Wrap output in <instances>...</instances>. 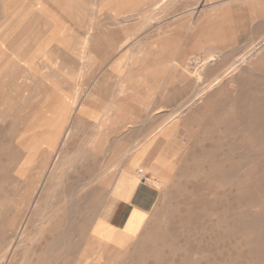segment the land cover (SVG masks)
I'll return each instance as SVG.
<instances>
[{
    "label": "rangeland",
    "instance_id": "rangeland-1",
    "mask_svg": "<svg viewBox=\"0 0 264 264\" xmlns=\"http://www.w3.org/2000/svg\"><path fill=\"white\" fill-rule=\"evenodd\" d=\"M127 1L101 12L106 0H96V12H82L74 27L79 38L89 40L84 67L55 44L49 53L76 73L94 71L90 80L72 83L94 85L92 109L119 95L146 113L113 110L114 121L103 125L108 139L98 155L86 148L90 138L102 136L97 125L87 113L76 116L88 99L84 94L75 114L64 117L54 149L50 128H33L29 120L11 136V118L0 121V264H264V0H174L160 14L157 4L147 2L144 29L122 49L131 23L123 24L115 11ZM196 2L208 6L197 7L187 19L182 13ZM3 14L1 20L9 10ZM208 47L215 50L212 61L198 71L187 69L186 60L196 53L206 56ZM124 54L133 63L129 68L117 64ZM243 55L247 58L240 63ZM236 61L241 66L183 114V153L163 166V186L157 190L141 179L140 203L148 206L147 214L131 213L132 222L141 220L136 227L123 221L118 232L113 230L123 206L109 195L110 187L137 156L141 146H135ZM42 72H37L40 78L48 77ZM125 73V91L116 85L112 94L102 84L105 76L120 79ZM61 89L64 102L72 92L69 85ZM38 138L42 146L29 162ZM116 146L130 156L110 179L103 171L119 152ZM43 152L44 162H36ZM43 164L45 177L34 194L18 198L23 174Z\"/></svg>",
    "mask_w": 264,
    "mask_h": 264
},
{
    "label": "bare ground",
    "instance_id": "bare-ground-1",
    "mask_svg": "<svg viewBox=\"0 0 264 264\" xmlns=\"http://www.w3.org/2000/svg\"><path fill=\"white\" fill-rule=\"evenodd\" d=\"M95 1L96 0H0V121H7L11 118L10 120L12 121L9 125V133L11 136H16L15 127L18 126L19 123L23 125L30 120L29 124L33 128H50L54 132L48 140L50 143L49 145L53 148L57 141L59 130L66 123L64 117H67L66 114L69 112L71 114L75 112L74 108L77 105L78 98L81 94H84L88 99L81 104L79 111L77 110L76 116L79 117L80 115L82 116V113H87L90 116L89 118L92 119V122L97 125V131H100L99 133H101L102 136L99 135L98 137L94 138L93 136L90 138L86 143V148L89 152L98 155L103 151L106 140L108 139V135L104 131L107 129H105L103 125L105 123L110 124L114 121L112 115L113 110L125 109L127 111L136 110L141 114L146 113L144 109L137 110L132 104L121 99L119 95L113 96V100L109 101L106 106L100 105L97 108L94 107L95 110L92 109L93 107L91 106L93 105L89 102V99L97 97L94 93V85L91 84L88 88L81 85L73 87L72 83L76 79L82 80V77L83 80H90L94 76L93 69H91L92 72L89 76H85L82 68L80 72L76 73L49 53L51 45L55 44L56 47H61L67 51V55L68 52L72 53V55L80 61L82 67H84L83 65L87 59L86 50L89 47V40L84 37L79 38L76 35L74 25L79 23L83 11H94ZM118 1L119 0H106L101 8V12L112 10L114 5L116 7ZM173 1L174 0H128L126 4L124 3L125 6L121 5V8L117 6L119 9L115 11L116 16H121L123 24L129 25L131 23L132 25L129 26L128 35L121 43L122 49L123 47L127 48L130 46L135 39V34L144 29V16L146 10H144L143 7L147 2H154V4H157V6L160 7L157 14H160L162 13L161 9L171 5ZM206 1L208 3L210 2L208 0ZM207 2L206 6H200L201 3H197L196 7L186 11L184 10L182 14H185L186 18H190L194 11L198 9L197 7L206 8L208 6ZM8 10L9 16L1 20L4 15L3 13ZM176 15L179 18L180 15ZM94 19L95 17L93 20ZM134 21H137L135 25L132 23ZM206 49H209V47ZM210 49L208 53L207 50L205 51L207 54L205 53L206 56L202 58H200L201 56L199 55V57L197 53L189 57L185 63L186 68L198 71L206 67L215 57V50L211 49L213 50L211 51ZM141 56L143 59L146 58L147 54L144 50L141 52ZM246 58L247 57L243 55L242 59L238 61H243ZM136 62L134 65H138ZM240 63L238 64L237 61L233 62L188 99V103H184L186 105L183 108L181 106L184 104L178 107L181 109L178 110L177 108V111L169 116L164 121L163 125L145 134L142 142L135 146H141L137 156L127 161L129 164V166L126 167L127 172H121V174H126L120 177L118 185L110 187L109 195L111 197H117L120 194L128 193L137 180L135 175L144 176L148 183L157 188L163 186V180L161 181L160 178L163 166L167 163L171 164V162L174 164V161L183 153V148L179 143L180 137L183 136L182 128L180 127V120L183 114L187 112L195 102L199 101L208 90L217 86L224 78H227L235 72L241 66ZM117 64H124L129 68L133 63L129 61L128 54H124L120 60L117 61ZM39 70L48 72V77L40 78L37 75ZM122 72L121 74H123ZM126 77V73L120 79H114L111 75L110 77L105 76L101 81L110 91H112V88L116 85L120 88V91H125L127 89L125 86L127 84ZM63 84L69 85V89H71L72 92V95L64 102L62 101L64 94L61 89V85ZM51 89L52 92L49 94L48 92ZM130 89L134 90L131 87ZM50 98H53L52 103H50L47 108L43 107L45 102ZM38 107L40 109H38ZM78 119L79 118H76L75 121ZM24 132L25 131H23V133ZM41 141L42 138H38L32 145L30 144L32 147H38V149H34L31 153L29 162L35 161V156H37L40 151L39 146H42ZM113 149L116 152L119 151L117 146ZM46 155L47 154L43 152V154L37 158L36 162H44L43 159H45ZM128 156H130L128 151L122 150L116 153L111 161L112 163L103 171L104 173L107 172V178H112L113 172L119 169L123 160H126ZM171 165H169V167ZM139 166H143L145 169L138 170ZM44 172L45 166L43 164L34 167L29 173H24L22 187L17 191L19 195L18 198L29 199V197L34 194L37 185L44 179ZM122 213L121 211V216ZM138 218L139 217H136L133 222L128 219L125 227H136L139 224L138 222L141 221ZM99 221L101 224H105L101 220ZM116 226L112 225L111 227L118 232L119 227ZM107 227H110V225H107ZM85 261L86 260L83 261V264H86Z\"/></svg>",
    "mask_w": 264,
    "mask_h": 264
},
{
    "label": "crops",
    "instance_id": "crops-1",
    "mask_svg": "<svg viewBox=\"0 0 264 264\" xmlns=\"http://www.w3.org/2000/svg\"><path fill=\"white\" fill-rule=\"evenodd\" d=\"M124 174H126V173H124ZM122 175H123V173L119 176V179ZM127 176H128V174H127ZM136 178H137V180L135 181L134 186L132 187V189L128 193L120 194L117 197L116 196L112 197L113 199H116V201H118V203L120 205L123 206V209H122L123 213H122L120 221L118 222V227H120L119 226L120 222H123V221H124L123 225L125 226V224L129 218V216L131 215V213H135V214H139V215L140 214L141 215L147 214L148 206L146 204L144 205V204L140 203V200L143 201L142 191L140 190V182H141V179H143L147 184H150V183H148L146 181L144 176H138L137 175ZM155 188L157 190H159L157 187H155Z\"/></svg>",
    "mask_w": 264,
    "mask_h": 264
}]
</instances>
